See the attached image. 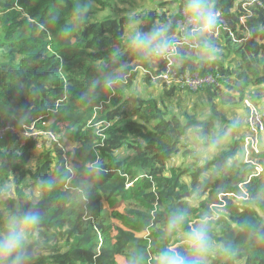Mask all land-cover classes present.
Listing matches in <instances>:
<instances>
[{"label": "trees", "instance_id": "obj_1", "mask_svg": "<svg viewBox=\"0 0 264 264\" xmlns=\"http://www.w3.org/2000/svg\"><path fill=\"white\" fill-rule=\"evenodd\" d=\"M244 1L211 4L226 12L235 26L246 14ZM117 2L126 5L129 0H82L111 12L117 10ZM76 7V0H0V120L17 125L34 121L58 133L64 144L45 146L32 167L33 143L22 147L16 136L0 137V186L16 194L0 198V216L12 208L29 207V180L55 181L37 205L42 221L31 264H132L138 254L145 264H153L161 248L182 247L180 233L162 238L169 212L178 208L189 210V223L210 216L211 236L221 248L207 264H264V145L251 154L260 172L237 158L249 134L248 123L244 136L201 166L198 155L188 149L194 142L186 139L185 130L201 122L212 131V118L199 119L188 112L182 117L164 99L151 95L127 97L142 69L163 65L133 54L127 30L133 22L144 30L170 23L176 34L183 0H163L134 16L123 11L116 17H95V9H88L81 19L74 15ZM252 9L255 16L247 19L250 37L236 42L222 36L213 42L221 50L215 61L200 59L198 50L181 49L187 54L178 60L181 69L218 77L219 85L199 89L213 107L216 99L223 106H235L248 96L256 101L264 97V8ZM66 25H71L67 35ZM114 52L127 65V73L106 88L100 69L116 71ZM144 77L149 86L158 87ZM95 81L100 83L93 87ZM162 87L166 98L179 90ZM181 155L191 157V163L168 165ZM229 155L231 164L217 169ZM93 165L102 169L101 176L89 173ZM82 186L87 187V200L79 195ZM223 245L232 251L225 255Z\"/></svg>", "mask_w": 264, "mask_h": 264}, {"label": "clouds", "instance_id": "obj_2", "mask_svg": "<svg viewBox=\"0 0 264 264\" xmlns=\"http://www.w3.org/2000/svg\"><path fill=\"white\" fill-rule=\"evenodd\" d=\"M73 12L75 17L82 19L87 16L88 6L77 5ZM183 14L188 23V27L181 30L184 42L198 50L200 59L207 62L215 61L218 49L213 43L216 41H212L209 37L217 24L218 15L211 0H183ZM70 31L71 25H66L63 29L66 35ZM174 31L175 28L170 23H157L144 30L138 26V23L133 22L126 32L129 50L148 61L167 58L185 59L187 54L177 47L179 42L172 35ZM111 61L116 66V71L100 69L101 80L106 88H111L127 73V65L120 60L118 52L111 55ZM97 83L100 81H95L93 87ZM240 125L241 121L236 117L224 124L214 123L212 131H206L201 122L186 128L185 137L197 146L196 152L201 166L208 163L227 145L229 139L238 132ZM63 157L67 160L66 154ZM232 159L230 155L225 156L217 169L220 166H229ZM68 168L73 172L72 166ZM89 173H95L99 177L102 175V169L93 165ZM54 187L55 181L51 179L41 178L35 181L25 193L29 207L12 208L0 216V264H31L35 252L34 244L39 239L38 226L42 221V214L37 205L45 190L51 191ZM78 191L81 199L87 200V187L82 186ZM5 195L14 197L16 194L6 185L0 186V198H4ZM188 216L187 208L173 209L169 212L162 238L166 239L180 233L182 247L169 245L161 248L154 256L153 264H207V258L214 254L216 249L221 248L211 236L209 215H201L197 222L192 223L188 222ZM222 250L225 255L232 251L229 245H223ZM132 264H145L143 256L138 254L133 258Z\"/></svg>", "mask_w": 264, "mask_h": 264}, {"label": "built area", "instance_id": "obj_3", "mask_svg": "<svg viewBox=\"0 0 264 264\" xmlns=\"http://www.w3.org/2000/svg\"><path fill=\"white\" fill-rule=\"evenodd\" d=\"M255 5L264 8V0H245L242 3V7L245 9L246 14L242 15L239 21L232 24V20L226 17V12L215 9L218 15L217 24L210 34L212 41L222 40V36H229L236 42H241L250 37V28L247 24L249 17L255 16V12L252 9ZM227 15V14H226ZM188 27L187 20L183 14V9L180 12V18L178 21V28L176 34L173 35L178 40L177 47L181 50L187 48L189 51H197V49L190 47L183 40L181 30ZM243 33L244 36L239 38V34ZM160 63L163 65H155L152 71L142 69L144 75H148L152 83L156 85H162L166 87H178L186 88L188 90L199 91L204 86L219 85L218 77L212 73H201L199 71H192L190 68H180L181 63L172 58L160 59ZM248 108L247 123L249 134L245 138L247 145H250L252 152H258V144L260 139L264 137V113L258 107L257 104L246 101ZM42 117H40V120ZM5 134H10L17 137V141L20 146L24 147L28 144H34V152L36 150H42L45 146L50 147L53 144L61 146L59 135L50 129L40 127L36 122L31 121L29 123H21L20 126L15 125L12 122L0 120V137ZM248 163H253L258 172L261 171V167L258 163L253 161V158ZM131 184H128L130 186Z\"/></svg>", "mask_w": 264, "mask_h": 264}, {"label": "rangeland", "instance_id": "obj_4", "mask_svg": "<svg viewBox=\"0 0 264 264\" xmlns=\"http://www.w3.org/2000/svg\"><path fill=\"white\" fill-rule=\"evenodd\" d=\"M163 0H157V1H153V0H129L128 4L123 5L121 3H116V9L113 12L111 11H101L99 10L98 7H96L93 4H86L88 6V9H95V12L93 13L95 17H100V16H104V15H113L112 17H116L114 15L116 14H121L123 11L125 14L134 16L137 14H142V13H147L151 10L152 7H156L158 5H160V3H162ZM76 4L80 5L82 4V0H76ZM179 5V4H177ZM177 5H176V10L174 12L177 11ZM237 4H235L234 6L236 7ZM174 6H172L170 8V10L172 11V8ZM92 12V10H91ZM141 23H144V20H141ZM1 32V31H0ZM218 42V41H217ZM216 48L218 49V53H220V48H218L217 45H215ZM1 59V58H0ZM235 64H232V66H234ZM125 81H127L125 79ZM158 87H152L149 86L146 82V79L144 77V73H142V71H140L138 73V75L136 76V78L134 79L132 85L127 89V97L128 98H132L134 95H140L142 97H146L148 95H151L153 97H156L159 101H161L162 99L165 100V102L167 103V105L169 106V108L174 111L175 113H177L178 115L183 117V114L185 112L188 113H192V114H196L199 119H207V118H212L214 120L215 123H220V124H224L229 122V120L231 118H236L238 117L239 120L241 121V125L240 128L238 130V132H236L230 139L229 142L227 143V145L222 149H227L231 146V144L233 143L234 139L237 138H241L242 136H244V132L246 131V127H247V116H248V108H247V103L246 101H249L251 103H255L258 105V107L263 111L264 113V97L261 100H257L251 96V97H247V99L244 101L243 104L241 105H235V106H223L219 103V100H215L214 101V107L212 105H209L207 102V97L205 95L204 92L202 91H193V90H188L186 88H179V90L176 92L175 96L171 97V98H166L163 95V87L162 85H157ZM251 91H256L255 89H252ZM3 93L2 88H0V95ZM129 104L126 106L128 107ZM131 107H133L132 104H130ZM205 113H210V115H205ZM184 119V118H182ZM63 144V143H62ZM264 145V137L260 139V143L258 144L257 149H259L261 146ZM64 146V144H63ZM66 149L69 150L70 152L72 151V146L69 145L67 143V145H65ZM190 148V150L193 151V155H198L196 152V145L195 143L192 144V146H188ZM45 149L43 148L42 150H36V156L33 162H31V166L33 167L35 165V163L37 161H39L42 152ZM221 150V151H222ZM260 150V149H259ZM221 151H219L216 155H218ZM251 154H252V148L250 145H247L246 141L245 143L241 144V148L240 151L237 154V158L242 160V161H246V162H250L251 161ZM186 164H190L191 163V157H184L183 155H181L180 157L177 158H171L168 161V165H178V166H182L184 165L183 163ZM207 175V174H206ZM34 181L31 179L29 180V185L30 187L33 185ZM193 204H196L195 200L192 201ZM177 239L179 240V242H181L182 244V237L179 234ZM216 243V242H215ZM217 244V243H216ZM219 245V244H217ZM219 249V248H218ZM215 251L214 254H216L217 250ZM40 252V251H38ZM212 254V255H214ZM209 262V259L207 258V263ZM236 264H242L241 261L236 262Z\"/></svg>", "mask_w": 264, "mask_h": 264}, {"label": "crops", "instance_id": "obj_5", "mask_svg": "<svg viewBox=\"0 0 264 264\" xmlns=\"http://www.w3.org/2000/svg\"><path fill=\"white\" fill-rule=\"evenodd\" d=\"M174 158H177V157H174ZM117 259H118L120 262H122V259H121V258L117 257Z\"/></svg>", "mask_w": 264, "mask_h": 264}]
</instances>
